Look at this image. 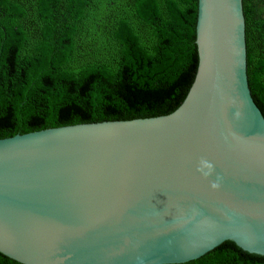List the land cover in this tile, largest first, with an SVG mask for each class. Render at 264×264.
Returning a JSON list of instances; mask_svg holds the SVG:
<instances>
[{
  "label": "water",
  "instance_id": "95a60500",
  "mask_svg": "<svg viewBox=\"0 0 264 264\" xmlns=\"http://www.w3.org/2000/svg\"><path fill=\"white\" fill-rule=\"evenodd\" d=\"M197 1V70L175 111L0 139V254L184 264L232 242L264 257V118L248 86L242 0ZM201 159L214 165L207 178Z\"/></svg>",
  "mask_w": 264,
  "mask_h": 264
},
{
  "label": "trees",
  "instance_id": "16d2710c",
  "mask_svg": "<svg viewBox=\"0 0 264 264\" xmlns=\"http://www.w3.org/2000/svg\"><path fill=\"white\" fill-rule=\"evenodd\" d=\"M197 0H0V139L165 116L198 65ZM246 72L264 118V0H242ZM0 264H19L0 254ZM184 264H264L224 242Z\"/></svg>",
  "mask_w": 264,
  "mask_h": 264
},
{
  "label": "clouds",
  "instance_id": "9594fccd",
  "mask_svg": "<svg viewBox=\"0 0 264 264\" xmlns=\"http://www.w3.org/2000/svg\"><path fill=\"white\" fill-rule=\"evenodd\" d=\"M213 169H214V165L212 163H210L209 161H207L205 159H201L199 162V167L197 168V171L200 172L203 175V177L207 178L208 176L211 175ZM205 170H207V171H205ZM220 179L221 178L218 177L217 181L212 182L210 187L212 189H218L220 187V183H219Z\"/></svg>",
  "mask_w": 264,
  "mask_h": 264
}]
</instances>
